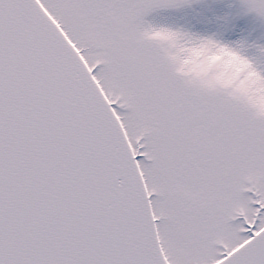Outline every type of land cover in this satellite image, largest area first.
<instances>
[{
  "label": "snow or ice",
  "instance_id": "obj_1",
  "mask_svg": "<svg viewBox=\"0 0 264 264\" xmlns=\"http://www.w3.org/2000/svg\"><path fill=\"white\" fill-rule=\"evenodd\" d=\"M0 264H264V0H0Z\"/></svg>",
  "mask_w": 264,
  "mask_h": 264
}]
</instances>
